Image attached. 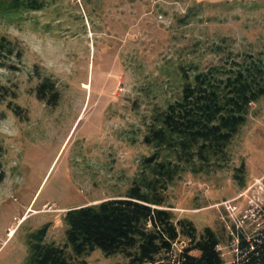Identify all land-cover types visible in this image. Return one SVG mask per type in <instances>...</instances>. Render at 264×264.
<instances>
[{
    "label": "rangeland",
    "instance_id": "obj_1",
    "mask_svg": "<svg viewBox=\"0 0 264 264\" xmlns=\"http://www.w3.org/2000/svg\"><path fill=\"white\" fill-rule=\"evenodd\" d=\"M0 35L23 47L17 68L0 67V84L16 89L0 101V264H21L30 230L48 222L46 239L64 245L68 207L125 192L152 150L142 138L153 109L180 93L179 64L193 72L264 55V0H46L1 15ZM44 76L58 90L53 104L35 93ZM227 152L220 168L186 167L165 194L176 217L220 234L224 264H233L232 217L222 201L233 199L234 215L251 200L264 204V95L251 102ZM241 162L242 187L234 177ZM257 219L238 229L251 234ZM73 261L128 264L99 247Z\"/></svg>",
    "mask_w": 264,
    "mask_h": 264
},
{
    "label": "trees",
    "instance_id": "obj_2",
    "mask_svg": "<svg viewBox=\"0 0 264 264\" xmlns=\"http://www.w3.org/2000/svg\"><path fill=\"white\" fill-rule=\"evenodd\" d=\"M45 4L46 0H0V16ZM22 52L18 39L0 35V67L17 68ZM178 68L180 93L164 107L153 109L142 138L152 150L142 156L125 192L68 207L62 215L64 245L46 239L48 222L30 230L21 264H75L73 256L89 254L95 247L105 254L121 253L128 264H224L217 248L220 234L210 225L197 232L191 219L176 217L166 203L165 190L186 167L207 172L228 161V145L245 123L251 102L264 95V55L249 53L193 72L183 64ZM34 89L48 104L58 98L49 76L42 77ZM15 95L14 87L0 84V101ZM7 105L21 113L18 104L9 100ZM2 151L0 143V155ZM245 173L241 162L234 172L241 187ZM3 176L0 160V180ZM180 238L185 242L174 256L177 262H171L172 242ZM237 246L241 264H264V231L250 241L238 233Z\"/></svg>",
    "mask_w": 264,
    "mask_h": 264
},
{
    "label": "built area",
    "instance_id": "obj_3",
    "mask_svg": "<svg viewBox=\"0 0 264 264\" xmlns=\"http://www.w3.org/2000/svg\"><path fill=\"white\" fill-rule=\"evenodd\" d=\"M232 200H224L222 201V203L224 204V207L228 211L229 215L232 217L233 224L231 225L233 226V229H230V233L235 238V246H234L235 257L233 259V264H241L240 261L241 248L237 246L238 233L243 234L245 239L250 241L252 237H256L261 231H264V225L261 224V221L259 219L261 217L262 220H264V204H260L256 201L251 200L246 207H244L242 210H239L240 211L239 215H234L236 214L237 205L235 203H232ZM255 217H258V219L255 222V227L253 228L254 231L251 234H247L246 231L242 230L243 228L238 229L239 227L244 226L247 218H255ZM177 241L178 240H174L172 242V249L169 252V255L171 256L170 258L171 262L174 261L177 262L174 256L178 253V251L181 250L182 242H179L180 246H178ZM218 245L219 243L217 244V248L219 249ZM250 247L252 248V243L250 244Z\"/></svg>",
    "mask_w": 264,
    "mask_h": 264
},
{
    "label": "bare ground",
    "instance_id": "obj_4",
    "mask_svg": "<svg viewBox=\"0 0 264 264\" xmlns=\"http://www.w3.org/2000/svg\"><path fill=\"white\" fill-rule=\"evenodd\" d=\"M84 86H87L86 83L83 84ZM8 234H12V229L8 230Z\"/></svg>",
    "mask_w": 264,
    "mask_h": 264
}]
</instances>
